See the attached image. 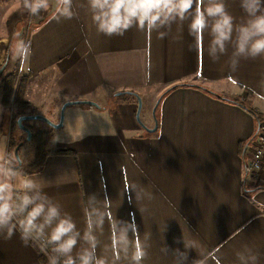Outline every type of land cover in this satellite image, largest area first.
Returning <instances> with one entry per match:
<instances>
[{"label": "crops", "instance_id": "0c3cea01", "mask_svg": "<svg viewBox=\"0 0 264 264\" xmlns=\"http://www.w3.org/2000/svg\"><path fill=\"white\" fill-rule=\"evenodd\" d=\"M225 2L241 22L239 0ZM59 8L60 0H48L24 44V100L52 106V115L66 102L97 107L82 105L77 114L85 122L56 136L54 150L69 154L48 156L37 174L15 172L14 192L23 193L32 178L71 215L80 233L74 257L88 248L90 222L96 255L107 264H131L133 249L117 259L112 241L117 232L131 239L134 228L147 251L143 264H241L238 254H255L264 264V183L245 171L257 120L218 99L238 98L264 116V56L242 58L231 71L233 49L211 61L209 36L198 52L187 21L164 39L136 28L107 37L97 33L86 0H74L72 19L58 16ZM4 114L0 93V123ZM0 144L6 147L1 138ZM5 235L0 231V264H41V241L25 246L19 230L10 240Z\"/></svg>", "mask_w": 264, "mask_h": 264}, {"label": "clouds", "instance_id": "9594fccd", "mask_svg": "<svg viewBox=\"0 0 264 264\" xmlns=\"http://www.w3.org/2000/svg\"><path fill=\"white\" fill-rule=\"evenodd\" d=\"M74 0H60L58 16L72 19ZM91 19L98 34L107 37L124 36L132 28L151 33L164 39L173 25L188 22L189 34L196 42L197 51L205 33L209 36L207 55L213 62L232 53L229 68L235 71L240 60L264 56V0H239L245 18L237 23L228 11L225 0H86ZM23 6L37 15L48 7V0H23ZM14 168L0 164V231L6 229L4 239L10 240L17 230L25 246L30 241H41L40 249L47 255L48 264H107L96 255L98 241L88 223L85 240L88 248L76 257L72 255L80 233L68 213L53 203L42 191V185L34 179H26L21 187L22 196L14 197L16 191L11 178ZM117 253L131 247V264H143L147 251L138 239L134 228L132 238L127 232L115 233L112 241ZM49 245L51 246L49 250ZM250 252V250H249ZM241 264H256L257 256L238 254Z\"/></svg>", "mask_w": 264, "mask_h": 264}, {"label": "rangeland", "instance_id": "374dc122", "mask_svg": "<svg viewBox=\"0 0 264 264\" xmlns=\"http://www.w3.org/2000/svg\"><path fill=\"white\" fill-rule=\"evenodd\" d=\"M44 16L45 13L43 10H41L37 15L31 14L28 9L23 6V0H0V70L4 66V68H6L4 74H9L14 71V64L17 60H19L20 63L22 50L24 49V44L29 34L43 21L45 18ZM8 53L11 54L12 58L9 66L7 65ZM16 80V83L20 86L22 84L21 78L17 76ZM21 86H24V84ZM17 93L18 90L13 88L9 101L7 102V105L10 106V110L7 109L6 106H3L5 114L3 115V120L0 123V138L5 140L6 143V147L4 144H0V162L5 167H13L16 166V164L18 165L15 156V149L18 146L16 155L20 163L25 165L28 163L37 147L44 146L45 149H54V146L51 148V142L55 145L56 136L61 135L62 130L68 127L69 124L74 125L73 122H85L84 116L77 114V110L83 108L82 105L68 106L67 108L69 109L66 112L64 111L62 126L60 129H53L45 122L38 120L27 121V124L30 126L31 133V138L27 141V135L25 132L20 130L17 125V120L20 118L18 117V112L20 111L13 112L11 109V104L16 98L15 96H17ZM18 96L20 101L27 103L24 100L23 93H20L19 91ZM28 106L27 110H24V114L26 116L40 115L48 119L53 124L59 123L60 112H58L57 115H52L50 111L52 106L47 109L40 107L33 108V106L29 104ZM48 116H50L53 120H50ZM144 120L145 111L140 103V110L138 114V121L140 125L144 123ZM8 145H11L9 155H7ZM39 254L44 260H48L47 255L42 252L41 249L39 250Z\"/></svg>", "mask_w": 264, "mask_h": 264}, {"label": "trees", "instance_id": "16d2710c", "mask_svg": "<svg viewBox=\"0 0 264 264\" xmlns=\"http://www.w3.org/2000/svg\"><path fill=\"white\" fill-rule=\"evenodd\" d=\"M11 54L8 53V61H7V65L9 66V64L11 63ZM18 68H19V60H17L14 64V71L10 72L9 74H4L6 68H4V70L2 71V73L0 74V92L2 93V104L3 106L7 107V109L10 110V106L7 105V102L9 101V97L11 95V92L13 90V88L15 89V87H17L16 89L18 90L17 96H15L13 103L11 104V109L13 112L15 111H20L18 112V117L21 116H26L24 114V110H27V108L29 107L27 103L20 101L18 98V94L19 91L20 93H23L24 86H21L22 84H25L26 80L25 78H21V85L18 86L17 82V76H19V72H18ZM15 85V86H14ZM186 86V85H184ZM198 88V87H197ZM174 89V88H172ZM207 93L216 96L215 94H213L210 91H207ZM218 97V96H216ZM218 99L222 100V101H226L228 103L237 105L241 108H243L244 110H246L247 112H249L250 114H252L254 116V118L258 121L260 116L254 112L253 109L250 108V106L247 103L244 102H240V100L238 98H231V97H218ZM24 127H26L29 131H30V126L27 124V121H24L22 124ZM54 146V143L51 142V148ZM10 148L11 145H8L7 147V155H9L10 152ZM57 154H69V152H58L55 151L53 148L52 149H45L44 146H40L37 147L36 150L33 152V155L31 156L30 160L28 161V163L24 164H20L16 166H13L15 169V172L19 173L21 176L26 177L29 175H33V174H37L40 173L42 171L43 165H44V161L45 159L50 156V155H57ZM11 166H9L8 168H13ZM24 193L21 192H13V196L14 197H18V196H22ZM39 245L41 244V242L38 243ZM51 246L49 245V250H50ZM39 260L41 262V264H48V260H44L41 255L39 254ZM77 264H79V262H77Z\"/></svg>", "mask_w": 264, "mask_h": 264}, {"label": "built area", "instance_id": "2783aa9c", "mask_svg": "<svg viewBox=\"0 0 264 264\" xmlns=\"http://www.w3.org/2000/svg\"><path fill=\"white\" fill-rule=\"evenodd\" d=\"M246 175L264 183V116L256 124V132L245 146Z\"/></svg>", "mask_w": 264, "mask_h": 264}, {"label": "water", "instance_id": "95a60500", "mask_svg": "<svg viewBox=\"0 0 264 264\" xmlns=\"http://www.w3.org/2000/svg\"><path fill=\"white\" fill-rule=\"evenodd\" d=\"M3 68H4V66L1 68L0 72L3 70ZM72 105H89V106L97 107L96 104H94L92 102H88V101L67 102V103L63 104V106L61 107V110H60V118H59V123L58 124H53L48 119H46L45 117H42L40 115H34V116H21L17 120V125H18V127H19L20 130H22L23 132H25V134L27 135V141H29L30 138H31V133H30V131L26 127H24L22 125V122H24V121H31V120H38V121L45 122L46 124H48L53 129H59L62 126V120H63V115H64L65 109L68 106H72ZM156 106H157V103H156V105H155V107L153 108V111H152L153 117L155 116L154 114H155ZM139 110H140V100L138 99V108H137V111H136V119L137 120H138ZM155 130H156V122H155V126H154V128L152 130L146 129V131L148 133L154 132ZM18 147L15 149V156H16V160L18 162V165H20L21 163H20V161H19V159H18V157L16 155V152L18 150Z\"/></svg>", "mask_w": 264, "mask_h": 264}]
</instances>
